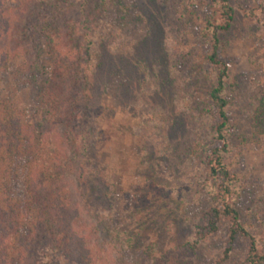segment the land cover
Listing matches in <instances>:
<instances>
[{
  "label": "rangeland",
  "instance_id": "rangeland-1",
  "mask_svg": "<svg viewBox=\"0 0 264 264\" xmlns=\"http://www.w3.org/2000/svg\"><path fill=\"white\" fill-rule=\"evenodd\" d=\"M83 1L74 0L71 16L78 18ZM105 1L91 27L87 134L66 177L83 229L104 248L105 264H147L154 251L168 264H215L226 248L222 264H246L249 239L229 241L227 221L195 242L209 209L220 204L208 161L224 142L215 136L220 119L209 98L212 48L201 38L212 0ZM226 1L234 16L219 35L228 65L222 162L236 177L228 201L264 252V0ZM22 62L0 67V95L33 122L45 74L18 69ZM61 257L49 252L43 261L75 264Z\"/></svg>",
  "mask_w": 264,
  "mask_h": 264
},
{
  "label": "trees",
  "instance_id": "trees-1",
  "mask_svg": "<svg viewBox=\"0 0 264 264\" xmlns=\"http://www.w3.org/2000/svg\"><path fill=\"white\" fill-rule=\"evenodd\" d=\"M92 1L77 5L76 18L68 10L74 0H0V67L6 68L9 61L21 57L24 62L18 69H42L45 74L37 92L39 120L23 119L13 100L0 95V264H45L43 259L49 252L75 264L106 262L104 248L91 242L83 229L78 203L66 182L87 134L84 125L94 71L91 37L95 33L91 27L104 11L103 5L108 4L105 0H98L104 2L101 4ZM212 3L214 13L203 27L201 38L212 48L207 56L215 67L209 98L220 119L215 136L224 142L212 149L208 161V175L217 182L220 204L209 209L195 242L216 232L221 221H227L229 241L236 234L249 239L246 264H264V252L228 201L233 198L236 177L222 162L227 152L223 93L228 65L218 51L219 35L230 28L234 12L226 0ZM23 21L32 25L21 26ZM228 252L226 248L215 264H222ZM166 263L164 253L154 251L147 264Z\"/></svg>",
  "mask_w": 264,
  "mask_h": 264
}]
</instances>
